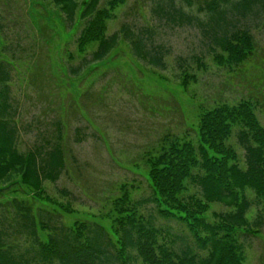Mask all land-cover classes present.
<instances>
[{
  "label": "rangeland",
  "instance_id": "rangeland-1",
  "mask_svg": "<svg viewBox=\"0 0 264 264\" xmlns=\"http://www.w3.org/2000/svg\"><path fill=\"white\" fill-rule=\"evenodd\" d=\"M74 1L82 8L88 0ZM107 1L101 0L100 8L106 7ZM25 5L18 4L13 10L8 6L10 21L0 17V63L10 65L7 72L13 109L9 114L18 128L21 151L39 143L52 118L62 122L65 171L56 183L43 184V195L14 179L1 188L0 202L17 199L30 204L34 212L44 209L60 214L66 226L96 223L111 230L116 240L112 226L122 194L132 202L153 198L146 157L158 151L163 136L186 138L196 145L202 109L221 103L233 106L240 101L256 103L255 115L264 128V15L251 25L255 42L252 58L229 69L217 66L212 54L206 53L195 27L178 26L177 21L171 24L166 15L158 14L156 0H128L107 22V36L117 32L121 24L151 30L154 43L165 53L164 69L138 61L120 38L104 61L72 77L69 69L77 68L96 47L92 44L84 52L78 50L76 42L84 21L77 15L68 28L50 3L27 0ZM179 58L186 61L188 74H193L196 82L184 78L177 66ZM194 58H200L203 69L199 70ZM36 67L37 71L33 70ZM45 70L49 73L41 74ZM238 130L233 129L226 145L235 151L236 163L244 170ZM62 190L67 198L62 197ZM189 192L199 196L198 191ZM246 198L251 203L246 214L248 227L237 230L236 239L243 247V264H264V203L249 190ZM229 211L213 203L206 217L212 222V214ZM139 212L173 249L190 246L196 251L187 229L159 218L155 204H145ZM259 214L263 225L256 228L253 223ZM39 236L45 239L44 233Z\"/></svg>",
  "mask_w": 264,
  "mask_h": 264
},
{
  "label": "trees",
  "instance_id": "trees-1",
  "mask_svg": "<svg viewBox=\"0 0 264 264\" xmlns=\"http://www.w3.org/2000/svg\"><path fill=\"white\" fill-rule=\"evenodd\" d=\"M36 1L56 7L68 28L74 25L77 15L84 21L76 42L79 52L96 45L81 66L69 69L72 77L104 61L120 38L138 61L164 69L165 53L154 43L151 30L121 24L117 32L107 36V22L128 0H108L104 8H100L101 0H88L82 8L74 0ZM26 2L0 0V17L10 21L8 6L13 10ZM156 3L157 13L166 15L169 23L177 21L178 26L198 30L206 53L212 54L217 66L231 69L252 58L255 42L250 29L264 15V0ZM194 61L199 70L204 68L200 58ZM177 64L185 79L196 82V77L188 74L185 60L179 58ZM9 68V64L0 63V192L18 179L22 186L43 195V184L56 183L65 171L64 127L54 117L41 133L39 143L36 141L24 151L19 149L18 128L9 114L13 109ZM33 70L37 71V67ZM47 71L41 74H48ZM256 110V103L251 101L202 109L196 129L197 146L186 138L163 136L158 151L146 157L153 198L132 202L122 194L116 202L118 216L112 226L116 240L111 230L96 223L66 226L60 214L44 209L34 212L27 202H0V264H243V247L236 233L248 227L246 214L251 203L246 191H252L264 203V128L256 118ZM235 128L239 129L237 144L245 154L244 170L236 163L235 151L226 145ZM189 189L198 191L199 196L190 195ZM61 193L67 198L65 190ZM150 202L155 204L159 218L178 222L187 229L197 252L190 246L175 250L164 241L161 231L139 212ZM213 203L230 211L212 214L211 222L206 216ZM262 219L259 214L253 223L256 228L263 225ZM39 233L45 234L44 240Z\"/></svg>",
  "mask_w": 264,
  "mask_h": 264
}]
</instances>
